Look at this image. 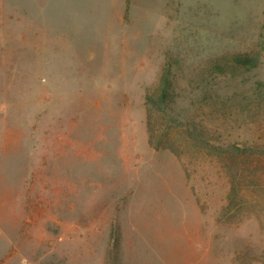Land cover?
<instances>
[{
  "label": "rangeland",
  "instance_id": "1",
  "mask_svg": "<svg viewBox=\"0 0 264 264\" xmlns=\"http://www.w3.org/2000/svg\"><path fill=\"white\" fill-rule=\"evenodd\" d=\"M258 82L264 0H0V264H264Z\"/></svg>",
  "mask_w": 264,
  "mask_h": 264
},
{
  "label": "trees",
  "instance_id": "2",
  "mask_svg": "<svg viewBox=\"0 0 264 264\" xmlns=\"http://www.w3.org/2000/svg\"><path fill=\"white\" fill-rule=\"evenodd\" d=\"M233 63L239 67L246 69H253L258 66V60L249 56H236L233 58ZM170 98V93L168 88H163L160 94L157 96L156 100L150 99L149 102L153 107L160 113L165 112L167 107V100ZM249 98H253L257 106V110L260 114H264V82H258L256 91L249 94ZM189 137L193 138L194 141L197 137L194 134H190V131H186ZM198 142V141H197ZM261 154V153H260ZM254 149L252 147L234 145L232 151L229 154L228 168L231 171V189H230V200L239 196L243 186H261L263 182L262 175H258L257 172L260 168H257L256 161H254V156H256ZM239 160V161H238ZM240 166H243L242 171H240ZM254 167L253 169H250ZM247 172V173H245Z\"/></svg>",
  "mask_w": 264,
  "mask_h": 264
}]
</instances>
